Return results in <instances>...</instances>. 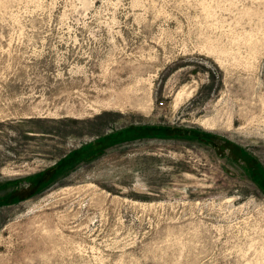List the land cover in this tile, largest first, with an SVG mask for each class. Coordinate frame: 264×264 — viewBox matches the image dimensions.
Segmentation results:
<instances>
[{
	"label": "rangeland",
	"instance_id": "374dc122",
	"mask_svg": "<svg viewBox=\"0 0 264 264\" xmlns=\"http://www.w3.org/2000/svg\"><path fill=\"white\" fill-rule=\"evenodd\" d=\"M243 158L264 0H0V264H264Z\"/></svg>",
	"mask_w": 264,
	"mask_h": 264
},
{
	"label": "flooded vegetation",
	"instance_id": "af4514ba",
	"mask_svg": "<svg viewBox=\"0 0 264 264\" xmlns=\"http://www.w3.org/2000/svg\"><path fill=\"white\" fill-rule=\"evenodd\" d=\"M241 156V152L240 151H235L234 152V158L233 159H236V161L237 160H239L238 158ZM244 159V163H247V164H251V165H249V166H253L255 169H256V172H257V175L260 177V171H261V168L257 165V164H255V161H253V160H250V159H245V158H243Z\"/></svg>",
	"mask_w": 264,
	"mask_h": 264
},
{
	"label": "trees",
	"instance_id": "16d2710c",
	"mask_svg": "<svg viewBox=\"0 0 264 264\" xmlns=\"http://www.w3.org/2000/svg\"><path fill=\"white\" fill-rule=\"evenodd\" d=\"M260 177L262 178L263 182H264V173L262 171H260Z\"/></svg>",
	"mask_w": 264,
	"mask_h": 264
},
{
	"label": "bare ground",
	"instance_id": "6f19581e",
	"mask_svg": "<svg viewBox=\"0 0 264 264\" xmlns=\"http://www.w3.org/2000/svg\"><path fill=\"white\" fill-rule=\"evenodd\" d=\"M256 60V59H255ZM250 63H252V62H250ZM182 92V91H181ZM183 94V93H182ZM182 94H180V95H182ZM183 96V95H182ZM180 97V96H179ZM181 99V98H180ZM229 123V122H228ZM229 127V126H228Z\"/></svg>",
	"mask_w": 264,
	"mask_h": 264
}]
</instances>
